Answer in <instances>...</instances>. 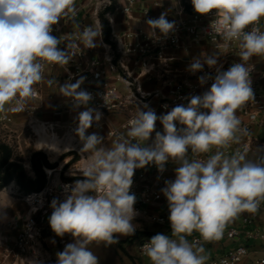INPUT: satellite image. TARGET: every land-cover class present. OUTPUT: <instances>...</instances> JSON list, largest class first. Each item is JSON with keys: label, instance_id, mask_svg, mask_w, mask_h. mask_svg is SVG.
<instances>
[{"label": "clouds", "instance_id": "1", "mask_svg": "<svg viewBox=\"0 0 264 264\" xmlns=\"http://www.w3.org/2000/svg\"><path fill=\"white\" fill-rule=\"evenodd\" d=\"M191 4L198 15H214L211 34L238 42L240 49V62L227 70H222L215 52L193 57L186 69L189 73L203 72L205 65L215 69L214 75L198 77L201 87L211 81L203 93L186 97V103L160 115L144 103L128 121L126 134L107 147L103 136L89 133L103 113L90 106L93 94L81 87L86 77L72 82L70 75L58 84L59 94L76 111L74 134L82 145L80 152L88 155L81 169L83 179L65 185L64 198H54L50 204L52 232L73 238L56 253V264H100L89 247L93 242L110 246L120 236L135 234L133 178L136 170L148 166L163 174L169 161L178 165L175 178L165 180L160 189L167 201L171 236L157 233L142 246L151 264H206L204 247L187 237L198 232L203 241H219L227 223L241 213L255 214L264 202V149H259L255 160L248 159L246 151L225 155L221 150L239 143L237 133L246 134L236 113L254 101L250 74L255 65L249 61L264 56V31L258 26L264 18V0H191ZM75 15V0H0V113L25 111L36 96L33 85L44 79L46 64L69 65L74 59L69 50L78 43L85 49L99 46L102 26L99 31L86 26L60 47L53 26ZM167 17L165 10L145 21L150 39L160 41L176 32V21ZM157 122L162 131L157 130ZM213 146L217 151L206 160L188 158L189 152L199 156Z\"/></svg>", "mask_w": 264, "mask_h": 264}, {"label": "built area", "instance_id": "2", "mask_svg": "<svg viewBox=\"0 0 264 264\" xmlns=\"http://www.w3.org/2000/svg\"><path fill=\"white\" fill-rule=\"evenodd\" d=\"M76 1V0H75ZM93 3V13L95 16V25L99 27L97 14L99 11L114 5V3H124L122 8L124 12H129L138 2L142 0H89ZM168 19L175 20L177 30L167 39L153 41L147 35V26L145 24L127 29L117 35L111 36L110 42L100 40L99 52L93 49H85L79 44L74 49H70L74 59L69 65L46 64L43 72L44 78L48 69H56L60 78L68 80L69 76L75 79L83 75L86 77L82 89L93 94L94 99L90 106L98 108L103 114L123 112L121 120L116 125H111L107 130L106 136L112 143L120 134H126L128 121L135 116L140 107L147 103L155 110L157 115L165 113L177 104L186 103V97L193 94H201L211 85L201 87L198 83V77L204 73L215 74V69H209L206 65L203 72L196 74L189 73L186 69L193 58L190 57L192 50L206 52V54L215 52L219 56V64L223 66L222 70H227L233 63L239 60V45L236 41H225L218 35L211 34L209 31L210 23L215 19L213 14L201 16L194 12L191 0H167ZM177 4V5H176ZM158 6V3H154ZM159 14L166 10L165 6H159ZM140 11H144L141 8ZM145 10L144 13H148ZM264 31V18L258 24ZM252 26H249L250 30ZM53 35L60 37L64 47L66 40H73L78 33L67 37L60 33V29L54 25ZM201 58L204 56L198 55ZM196 57V56H195ZM249 63L255 65L254 71L250 74L252 79V89L254 92V101H249L241 109L237 110L236 115L241 121V129L246 130V134L237 133L240 137L239 143H232L228 148L221 149L225 155H231L235 151L248 152L254 143L264 146V141L257 138L258 132L264 130V56H254ZM44 80V79H43ZM43 80L33 85L36 96L31 100H40L42 95ZM70 104V103H69ZM167 105V108L163 107ZM33 109V108H32ZM82 109V108H81ZM6 117V116H5ZM37 127H44L54 131L55 128L62 127L57 122L40 121L35 119ZM75 124L65 126L63 135L71 138L73 142H79L74 134ZM157 130L162 131V125L157 122ZM217 151L213 146L208 153L194 156L189 152V159L206 160ZM87 156L88 154L85 153ZM80 161L86 158L81 155ZM82 163V167L85 164ZM168 165L163 174L158 173L157 168L152 165L145 169H138L134 175V183L131 192L135 193L137 203L134 205L137 210V216L143 213L148 220L156 224L166 222V216L155 214L154 212L162 205L165 197L160 189L162 182L168 173ZM81 171V169L76 168ZM53 171V170H52ZM47 175H50L45 170ZM150 173V175H146ZM154 175L156 180L153 185L143 184L145 177L150 178ZM60 181L53 182L50 187L45 184L39 191L30 192L22 196V201L29 207L23 214L20 229L18 230L13 243H9L0 233V254L5 264H26V260H36L41 252L42 230L47 217L51 211V197L54 194H64V186ZM56 197V195H55ZM264 211V206L260 205L259 211L255 214L241 213L242 223L245 225H254L260 212ZM247 237L254 238L260 242V247L264 251V234L252 230L245 233ZM238 236L235 228L224 230L223 239H233ZM151 237L144 238L138 244V252L141 256H146L142 249L143 244L148 242ZM192 242L212 243L203 241L200 236L191 239ZM253 251L246 246H237L234 249L221 254L218 257L210 258L206 264H240L249 258ZM254 264H264V255L258 256L253 261Z\"/></svg>", "mask_w": 264, "mask_h": 264}, {"label": "rangeland", "instance_id": "3", "mask_svg": "<svg viewBox=\"0 0 264 264\" xmlns=\"http://www.w3.org/2000/svg\"><path fill=\"white\" fill-rule=\"evenodd\" d=\"M93 2V0H91ZM94 3V2H93ZM93 3L89 5V9L93 11ZM115 4L106 7L103 11H99L97 18L99 19L100 27L101 20L100 16L104 13V17L107 20V12H112L115 9ZM111 8V10H109ZM108 9V11H107ZM92 15V14H90ZM93 16V17H92ZM91 17L94 19V14ZM109 26V25H108ZM191 58L202 55L205 56L206 52L201 54L200 52L192 50L189 54ZM55 85L63 84L67 82L63 78H56ZM52 84V85H53ZM59 89V88H58ZM63 96L54 93L47 89L43 90L40 100H29L26 109L23 112L14 113L11 111H6L0 113V177L2 178L4 174H9L12 171L10 165L17 164L24 169L25 176L31 181L36 180V175L34 174L31 165L30 158L32 154H43L46 159L53 158L59 154H64L67 150H70V154L73 157V165L77 164L80 161L81 155L87 158L85 153L80 152L82 147L81 143L73 142L71 138H67L63 135L65 131V126L75 123L76 111H73L71 105L67 104L66 99L62 98ZM59 98L61 103L57 104L55 101ZM65 101V102H64ZM57 106H56V104ZM53 104V106H52ZM66 104L68 105L66 107ZM11 107L6 105V108ZM33 108V109H32ZM56 108H60L57 111ZM124 113L123 112H114L107 113V115H112L120 118ZM6 116V117H5ZM122 118V117H121ZM35 119L40 121L55 122L59 121L62 127L55 128L54 131L44 129V127L35 126L36 123H33ZM101 120H104L103 118ZM110 129V126L109 128ZM264 131V130H262ZM107 132V131H106ZM105 130H102L100 135L105 136ZM55 134V141L52 144L51 148H46V140L48 139L45 135ZM261 139H264V132L261 133ZM105 142V139H104ZM107 146V144L104 143ZM47 154V155H46ZM4 158H7V163L1 166V162ZM62 159V158H61ZM60 159V160H61ZM62 161V160H61ZM49 162V161H48ZM71 163V164H72ZM72 168V166H70ZM82 168V163L78 166V169ZM46 171H52L51 168H43L45 175V184H48L50 187L53 186V182L61 181L65 183L68 180L66 172L68 167L63 169V172H51L50 175H47ZM65 172V174H64ZM50 173V172H49ZM79 174L74 176L73 180L83 179L81 176V171L74 172ZM39 186V185H38ZM37 191V190H35ZM34 192V191H32ZM27 193L24 192L23 186L18 182V179L15 177L12 179L4 188L0 189V206H7L0 208V233L3 234H12L16 235L20 229L21 220L18 219L15 225L16 218L22 216L28 211V206L22 201V196ZM56 195V197H55ZM54 198L63 199L64 194L56 193L51 199ZM51 200V201H52ZM52 209L47 217V220L44 224L42 230L41 238V247H43V252L49 250L50 242H52L55 248H58V251H62L66 244L73 242V238L70 234H65L64 237L56 236L49 225L48 218L51 215ZM17 216V217H16ZM137 221V220H135ZM134 221V222H135ZM136 224V223H135ZM136 232L132 236H120L119 245H110L104 246L103 243L97 244L93 242L89 247L90 249L99 257L100 264H150L151 261L147 256L137 255L133 249V243L138 240L144 233L139 232L138 225L136 224ZM142 234V235H140ZM45 238L46 242H45ZM44 239V240H43ZM132 245V246H131ZM52 246V245H51ZM42 249V248H41ZM45 249V250H44ZM205 255H207L208 260L213 258V253L210 251L209 247H205ZM53 262H56V259H52ZM207 260V261H208Z\"/></svg>", "mask_w": 264, "mask_h": 264}, {"label": "crops", "instance_id": "4", "mask_svg": "<svg viewBox=\"0 0 264 264\" xmlns=\"http://www.w3.org/2000/svg\"><path fill=\"white\" fill-rule=\"evenodd\" d=\"M155 2L158 3L159 5L162 3V5L165 6L166 10H168V11L170 10V7H168L167 0H142L141 2H138L135 6H133V8H131L132 10L129 12L123 11L122 8L125 5L124 3L115 4V9H113L112 12L105 13L106 17H107V22H108V25H109V28L111 31V36L117 35L120 32H123V31L130 29V28H133V27H138L141 25L145 26V24L142 23V20H145L148 18H158L160 16L159 9H158L159 6H155L154 5ZM90 4L91 3L89 0H76L75 1V7H76L75 17L72 19L64 18L63 20L60 21V23L58 25H56L60 29V33L69 37L74 33H79L86 26H92L96 30L99 31L101 28L100 23H99V19L97 18L98 24H99V27H97L94 23L95 18L94 19L92 18L93 17L92 15L94 13L91 9H89ZM141 8H143L144 11L149 10V12L144 13V11H140ZM90 14H92V15H90ZM101 39H102V37L100 38V40ZM94 50H95V52H99V46L94 48ZM59 77H60L59 73L57 72V70L55 68L54 69H51V68L48 69L47 75L43 80L42 91L43 90L46 91L47 89H49L50 91H53L54 93L60 95L58 85H55V84L49 85L48 84L49 80L54 81L56 78H59ZM62 98H64V97H62ZM60 101L61 100L59 98H57L55 102L57 104H59V103H61ZM66 102L68 104L67 100H66ZM57 104H56V106H57ZM67 104H66V107L68 106ZM52 106H53V104H52ZM56 109H57V111H59L60 108H56ZM80 110H83V109H80ZM106 114L107 113L103 114L102 118L104 120H101L98 125L94 124L92 126V128L89 129V133L97 132L100 134L102 130H105V132H106L108 130L109 126L116 125L121 120V117H122L121 116L120 118H118V117H115L112 115L106 116ZM55 122L60 124L59 121H55ZM70 125H73V124H70ZM255 131L257 132V138L260 141H264V139H261V133L264 131L258 132L257 129ZM103 137L105 139L104 143L107 144V147H111L113 143L108 140L106 134ZM52 149H54V147H52ZM259 149H264V146H261L257 142L254 143L252 145L251 149L247 152V158L251 159V160L257 159L258 155L261 154L259 152ZM52 152L56 153L58 155L54 156L53 158H49V156H47L49 163L53 166V168H51V169H53L54 172L59 173V172H63V169L68 167V171L66 172V175L68 176V180L63 184H69V185L73 184L75 182V180H73L74 178H72V177L79 175V174H75L74 172L79 171L76 168H78V166H80L81 163H84L85 159H83L82 161H78L77 164L73 165V163H72L73 157H72V154H70L71 153L70 150H67L66 152H64V154H59L58 152H54V151H52ZM70 166H72V168H70ZM177 166L178 165H176L175 163L169 161V165H168L169 170H168L167 175L165 176V179L162 182V187H164V181L165 180H172L175 178L174 169ZM64 174H65V172H64ZM146 175H150V173L146 172ZM155 180H156L155 176L151 175L150 178L145 177L142 182H143V184L153 185ZM261 205L264 206V202H262ZM154 213L158 214V215L166 216V222L163 224L153 223L150 220H148L147 217L143 213H141L140 216L135 218V220H137V221L134 220L135 221L134 223H136L139 226L138 227L139 232L144 233V235L140 234L142 236L132 244L133 249L135 250L137 255H140L138 252V244L144 238L152 237V236L156 235L157 233H163V234H167V235L171 236V227H170V223L168 221L169 212H168L166 199H163L162 205ZM20 217L21 216H19L17 218H20ZM230 228H235L238 231L237 237H235L233 239L225 238L220 243L212 242V243H202L201 244L204 247V249L206 246L210 248V251L213 253V256H212L213 258L218 257L221 254H224V253L234 249L237 246H246L250 249V251L254 252V253H251V255L249 256L248 259H246L244 262H242L240 264H254L253 261L256 257L264 255V251H262V249L260 247V245H261L260 242H258L254 238L247 237V235L245 234L247 231H252V230H255L261 234H264V211L259 213L254 225H246V224L244 225L242 223L241 215L239 214L238 217H236L235 219H233L232 221H230L229 223L226 224L224 230H227ZM3 236L5 238H7L8 242L11 244L15 240L16 235L3 234ZM195 236H199V233L193 232V234L191 236L187 237V239L189 240L190 243H191V239ZM46 239L47 238H45V242H46ZM57 252H58V248H55L53 246L52 242H50L49 250H45L43 252V247H42L41 252L38 254V258L36 259L37 264H56V262H53L52 259H56V253ZM1 253H2V250H0V254ZM0 264H5L4 261L2 260L1 256H0Z\"/></svg>", "mask_w": 264, "mask_h": 264}, {"label": "trees", "instance_id": "5", "mask_svg": "<svg viewBox=\"0 0 264 264\" xmlns=\"http://www.w3.org/2000/svg\"><path fill=\"white\" fill-rule=\"evenodd\" d=\"M111 10V8H109ZM108 11V9H107ZM101 26H102V39L105 42H110V28L108 26V22L104 17V13L100 16ZM7 163V158H4L1 162V166ZM31 168L36 175V180L31 181L25 176L23 167L14 164L10 165L12 171L9 174H4V176L0 177V189L4 188L12 179L15 177L18 179V182L23 186V190L25 193H30L32 191H39L45 183V175L43 172V168H53V166L48 162L46 157L43 154H32L30 158ZM39 185V186H38ZM120 242L116 243L119 245Z\"/></svg>", "mask_w": 264, "mask_h": 264}, {"label": "bare ground", "instance_id": "6", "mask_svg": "<svg viewBox=\"0 0 264 264\" xmlns=\"http://www.w3.org/2000/svg\"><path fill=\"white\" fill-rule=\"evenodd\" d=\"M46 136H47V140H46V148H51L52 147V144L54 143V141H55V139H56V137H55V134H51V135H47V134H45ZM50 173L52 172V171H49Z\"/></svg>", "mask_w": 264, "mask_h": 264}]
</instances>
